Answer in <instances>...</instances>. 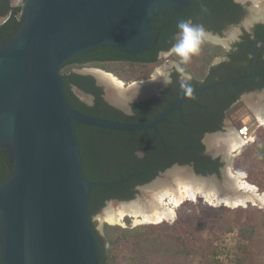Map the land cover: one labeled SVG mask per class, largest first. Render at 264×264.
<instances>
[{"label": "water", "instance_id": "obj_1", "mask_svg": "<svg viewBox=\"0 0 264 264\" xmlns=\"http://www.w3.org/2000/svg\"><path fill=\"white\" fill-rule=\"evenodd\" d=\"M191 2L24 0L23 28L0 46V145L13 164L0 186L1 264H101L90 194L95 186L114 183L91 181L85 174L77 124L118 131L157 128L198 92L254 77L194 90L142 123L86 114L71 103L61 72L67 60L100 46L144 52L153 45L157 15L180 13ZM127 92L121 95L126 100L139 91Z\"/></svg>", "mask_w": 264, "mask_h": 264}, {"label": "flooded vegetation", "instance_id": "obj_2", "mask_svg": "<svg viewBox=\"0 0 264 264\" xmlns=\"http://www.w3.org/2000/svg\"><path fill=\"white\" fill-rule=\"evenodd\" d=\"M232 3L235 6L225 11L220 10L222 6L217 5L218 0H196L195 3L192 0L190 6L180 13L160 12L168 13L166 17L169 18V13L181 14L190 9L191 5L195 7L194 18L191 17L186 21L194 27H202L204 35L196 44L197 60L192 70L172 57L176 52L174 46L177 42L157 53L159 62L162 59L169 62L168 66L163 67L162 81L153 80L159 62L142 61L144 64L152 65L154 71L149 77L132 82L123 81L120 90L98 78L93 69L97 67L91 64L89 66L87 64L89 62L81 68L71 69L72 73L93 77L96 86L102 88L103 103H98L95 95L77 85L72 86V92L77 98L94 107L91 115L135 123L157 117L185 96L182 84L190 85L194 91L254 75L247 80L229 82L198 92L181 105V110L173 111L157 128L140 131L99 128L102 129L103 135L113 139L115 143L124 141L136 148L135 155L138 152L143 153L142 157L136 155L137 168L130 172L128 177L116 182H108L114 183L112 186H104L108 188L101 196L105 199L104 207L110 201L130 202L143 188L149 187L152 181H156L157 177L184 165H190L193 171L198 172L196 167L199 164L208 165L209 161L213 164L217 163L218 172L214 173L226 174L228 163L225 153L219 152L214 148L216 146L211 147L207 138L211 135L228 134L234 128L244 125L243 119L246 116L254 118L258 105H264V17L254 19L255 10L261 5H256L255 0H232ZM260 3H263V0ZM153 23H157V17L151 25ZM208 57L210 60L206 59ZM131 85L132 92L133 89L139 92H133L134 94L132 93L133 95L126 100L121 94ZM80 94L84 98L80 97ZM165 165L167 166L164 167ZM162 166L164 168H161ZM155 168H157L155 178L141 181ZM105 173L103 176H106ZM129 181L135 183L131 185ZM125 195L130 197L123 199ZM126 221H130V217H127Z\"/></svg>", "mask_w": 264, "mask_h": 264}, {"label": "trees", "instance_id": "obj_3", "mask_svg": "<svg viewBox=\"0 0 264 264\" xmlns=\"http://www.w3.org/2000/svg\"><path fill=\"white\" fill-rule=\"evenodd\" d=\"M193 2L195 3L196 0H193ZM217 5L222 6L220 10L225 11L235 6L232 0H218ZM166 14L168 13L158 14L157 23L151 25V29L156 35L153 45L139 55H131L112 46H100L92 51L82 52L63 64L61 72L64 76L67 94L71 103L78 110L86 114H92L94 107L87 105L86 102L75 96L72 92L73 85H77L84 91L95 95L98 103H103V91L102 88L96 86L93 77L72 73L71 69L73 67L81 68L89 62L87 63L89 66L91 64V66L105 69L126 81L136 77H149L153 67L143 62L158 63L157 53L169 48L175 42H179L181 36L178 25L191 17L194 18L195 7L191 5L190 9L181 14L169 13V18L166 17ZM3 16H7V18L3 23H0V46L23 28L22 5L11 6L10 0H0V18ZM189 52L180 54L176 51L174 57L178 56L184 65L187 64V61H193L195 66L197 45H194L191 50V53L194 52L193 56L188 57ZM185 55L187 60L184 59ZM206 59L210 60V57ZM76 130L85 174L91 181L116 182L125 179L130 172L135 171L137 168L136 148L127 144V142L115 143L113 139L102 134V129L96 127L77 124ZM143 162L145 161L143 160ZM168 166H170V163ZM112 168L114 170H111ZM115 170L116 172H114ZM196 170L203 174L218 172L217 163L213 164L208 161V165L207 163L204 165L199 164ZM12 172L13 164L10 162L5 149L0 145V186L8 181ZM104 173L106 176H103ZM156 175L157 168L147 174L141 181L152 180ZM134 183L129 181L131 185ZM107 189L104 186L92 188L89 205L91 214L95 215L104 207L105 199H102L101 196L105 194ZM129 197V195H125L123 199ZM100 198L102 201H100ZM218 216L219 218L215 220L218 222V228L231 231L237 227L243 237H248L255 242V250L262 254V257H258L256 261L258 264H264V238L262 239L261 233L264 225L263 209L254 207L244 210L241 207L233 209L228 207ZM97 224V221H93L95 235L102 251L101 264H211L207 259L206 250L208 247L213 246L219 230L212 226L210 229L214 232L209 241L206 245H200L191 236L190 228H187L186 232L181 230V227L168 223L160 226L144 225L134 228L106 224L105 235H102L97 229ZM156 227L159 228L157 232H155ZM121 241L126 246L118 253L114 252L115 248L120 246ZM107 244H109V247L106 246ZM1 262L2 248L0 244V264Z\"/></svg>", "mask_w": 264, "mask_h": 264}, {"label": "bare ground", "instance_id": "obj_4", "mask_svg": "<svg viewBox=\"0 0 264 264\" xmlns=\"http://www.w3.org/2000/svg\"><path fill=\"white\" fill-rule=\"evenodd\" d=\"M260 1L262 0H255V4L261 6L255 10L256 14L254 19L264 17V0L263 3H260ZM94 72L106 84L112 85L116 89L119 88L118 90L122 89L123 81L113 74L102 69H95ZM163 75L164 71L159 67L153 75V80L162 81L161 78ZM131 87L133 86L131 85L128 89H131ZM128 89L126 90L128 91ZM127 91H123V94L128 93ZM119 92L122 93V91ZM243 123L244 125L242 126L244 127L234 128L228 134L211 135L207 138L208 144L209 141L213 143L217 137H223L225 142L222 143L224 145L221 144L224 148L222 150L214 147L219 152L225 153L224 156L228 163L226 166V180L222 186H218L215 181L210 182L197 178L196 176H187L183 171L174 170L176 172L169 173L173 176L172 182L164 180L153 183V187L145 189L146 192H149V197L144 200L138 199L130 202L110 203L100 216L102 223L104 221L111 224L126 225L125 219L130 217L133 218L135 225L160 224L164 221L174 219L176 210L185 201L194 200L199 196L205 198L212 205H224L232 208L247 207L248 203L259 202L264 204V193H261L255 184L247 180V174L242 171L235 172L232 169L233 159L235 157V155L233 157L232 152H238L243 145L254 140V134L251 132L255 127H264V105H258L255 110V117L251 118L246 116L243 119ZM250 125L253 126L251 127ZM241 128L243 131H246V134L241 133ZM209 145L212 147L211 144Z\"/></svg>", "mask_w": 264, "mask_h": 264}, {"label": "rangeland", "instance_id": "obj_5", "mask_svg": "<svg viewBox=\"0 0 264 264\" xmlns=\"http://www.w3.org/2000/svg\"><path fill=\"white\" fill-rule=\"evenodd\" d=\"M24 0H10L11 6H18L22 5ZM7 16H3L0 18V23H3L6 20ZM194 55V52L191 53V50L188 54V57ZM175 60L180 61L179 57L172 56ZM169 62L165 59L160 60L158 67L162 68L168 66ZM186 68L194 69L193 61H187L185 65ZM79 68V67H78ZM102 69V68H100ZM154 69V68H153ZM81 70V69H80ZM105 70V69H103ZM106 71V70H105ZM154 70H152L153 72ZM108 72V71H107ZM119 78L122 81H126L125 79H121L118 75H115L112 72H109ZM145 77H136L129 79L127 81L132 82L134 80L142 79ZM80 97L84 96L80 94ZM256 128V127H255ZM251 132L254 134V140L250 143L245 144L239 149L238 152L233 153V165L232 169L236 171H242L247 174V180L253 184H255L261 193H264V127L256 128ZM223 137L215 138L214 142L210 143L212 146L218 147V149H224L222 144L224 142ZM218 140V141H217ZM221 140V141H220ZM225 143V142H224ZM222 144V145H221ZM220 145V146H219ZM187 166L184 165L183 167L176 168V171H183L185 175L201 178L208 180L210 182H216L218 186H222L226 180V176L224 173L222 174H199L195 170L193 171V167L187 169ZM167 171L164 175H160L155 180L159 179V182L164 180L172 182L173 176L169 173L176 172V171ZM168 179V180H167ZM213 180V181H212ZM156 181H152L149 187H153V183ZM149 187L142 189L139 193L136 194L135 200L145 199L149 197V192H146L145 189H149ZM156 188V187H154ZM152 189V188H151ZM151 195V194H150ZM112 202L117 201H110L104 208H102L96 215L93 217V221H97V229H100L102 235L106 233V224L121 226L124 228H134L135 226H144V225H135L133 218L130 221H126V225L120 224H111L108 222L102 223L100 216L103 213L104 209ZM224 205L216 206V204L212 205L210 202H207L205 198L199 196L194 200H187L185 201L177 210L174 219L164 221L160 224H145V225H154L160 226L162 224H171L174 226L181 227V230H185L187 232V228L191 229V236L193 237L196 242L200 245H206L207 241H209L211 235L213 234L214 230L210 228L212 226L215 229H219L217 232L216 240L212 247H208L206 250L207 259L211 264H258L256 259L262 257L260 253L255 250V242L249 239L248 237H243L235 227L231 231L223 230L217 227V223L215 220L219 218V213L228 209V207ZM262 208L264 211V204L262 203H248L247 207H242L244 210H249L250 208ZM232 208V207H229ZM233 209V208H232ZM101 225H103L101 227ZM155 232L159 230L158 227L155 228ZM263 231V232H262ZM262 239L264 238V225L262 229ZM247 238V239H246ZM109 247V244L106 245ZM126 244L121 241L120 246L115 248L114 252L123 250ZM262 263V262H261Z\"/></svg>", "mask_w": 264, "mask_h": 264}, {"label": "clouds", "instance_id": "obj_6", "mask_svg": "<svg viewBox=\"0 0 264 264\" xmlns=\"http://www.w3.org/2000/svg\"><path fill=\"white\" fill-rule=\"evenodd\" d=\"M180 29L181 39L174 46L175 50L180 54H185L188 51L192 50L194 45H196L202 36L204 35V30L202 27H194L190 22H181L178 25ZM184 59L187 60V56H184ZM168 83V82H166ZM181 87L185 90L186 95H191L192 89L190 85L182 84ZM138 157H142L143 153H136Z\"/></svg>", "mask_w": 264, "mask_h": 264}]
</instances>
